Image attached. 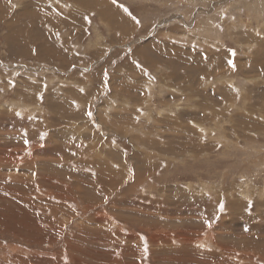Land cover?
Instances as JSON below:
<instances>
[{
    "label": "rangeland",
    "instance_id": "obj_1",
    "mask_svg": "<svg viewBox=\"0 0 264 264\" xmlns=\"http://www.w3.org/2000/svg\"><path fill=\"white\" fill-rule=\"evenodd\" d=\"M0 264H264V0H0Z\"/></svg>",
    "mask_w": 264,
    "mask_h": 264
},
{
    "label": "bare ground",
    "instance_id": "obj_2",
    "mask_svg": "<svg viewBox=\"0 0 264 264\" xmlns=\"http://www.w3.org/2000/svg\"><path fill=\"white\" fill-rule=\"evenodd\" d=\"M81 1V0H80ZM176 51V50H175ZM177 53V52H176ZM218 62V60H215V64ZM214 66V65H213ZM218 66V65H217ZM223 66V65H222ZM217 68V67H216ZM221 69V68H220ZM205 71V70H204Z\"/></svg>",
    "mask_w": 264,
    "mask_h": 264
}]
</instances>
